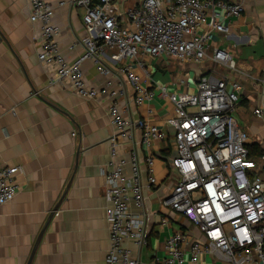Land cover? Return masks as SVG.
Wrapping results in <instances>:
<instances>
[{"label":"crops","instance_id":"crops-1","mask_svg":"<svg viewBox=\"0 0 264 264\" xmlns=\"http://www.w3.org/2000/svg\"><path fill=\"white\" fill-rule=\"evenodd\" d=\"M45 1L54 8L58 51L70 63L84 51L83 8L72 0L60 6L57 0ZM227 1L241 2L243 11L231 17L227 33H213L211 44L234 57L236 70L210 60L192 64L163 54H139L140 63L134 60L131 66L141 84L156 93L152 99L136 104L134 90L125 82L124 94L116 98L125 108L123 114L131 122L136 143L141 133L135 124L139 119L152 118L166 132L153 142L157 185L147 184V168L140 158L147 241L138 246L131 239L125 240L140 264L164 258V241L176 229L202 238L182 214L161 204L175 176L167 159L172 129L165 123L172 113V103L158 93L157 85L192 91L196 78L204 73L238 79L242 91L234 116L247 131L248 144H257L260 155L264 154V113H253L254 107L264 103V0ZM131 2L134 5L136 0H112V5L123 9L132 6ZM40 42L39 23L29 18L28 0H0V167H18L14 175L16 193L0 205V264H27L43 225L28 264H105L109 236L103 169L109 159L108 138L113 130L107 107L114 99L108 93L82 97L67 83L51 82V71L37 58ZM111 53L103 48V63L120 65ZM81 71L85 82L94 88L110 90L118 85L115 71L102 74L91 59L83 60ZM130 145L124 139L120 153L127 154ZM137 151L141 157L145 153L140 142ZM255 171L264 174V162ZM124 173L130 174L128 164ZM129 210L142 217L143 209L130 204ZM188 257L186 254L182 264H230L206 252H201L195 262Z\"/></svg>","mask_w":264,"mask_h":264},{"label":"built area","instance_id":"built-area-1","mask_svg":"<svg viewBox=\"0 0 264 264\" xmlns=\"http://www.w3.org/2000/svg\"><path fill=\"white\" fill-rule=\"evenodd\" d=\"M28 2L29 18L40 28L37 58L51 71V82L67 83L82 97L108 93L114 99L107 107L113 130L108 138L109 159L103 169L109 236L105 264H140L125 246L126 239L138 246L147 241L140 158L147 168V184L157 185L153 142L166 136V132L152 118L137 120L135 124L141 128L137 143L145 150L141 157L131 122L116 98L124 94L125 82L132 86L136 104L152 99L156 93L141 84L131 66V61L139 62V54H163L192 64L210 60L236 70L234 57L226 49L212 45L211 40L215 32H228L231 17L239 16L243 5L227 0H136L134 5L119 9L112 0H72L83 8L86 35L82 38V55L69 63L58 51L59 28L53 22V6L45 0ZM64 3L57 0L59 6ZM104 47L112 50L110 57L120 65L103 63ZM85 59L95 62L102 74L115 71L118 85L110 90L88 85L81 71ZM167 88L157 85L158 93L172 103V113L165 123L172 129L167 159L175 182L162 196L161 204L182 214L202 233V238L176 229L164 241L165 257L151 259L147 264H182L186 254L190 262H195L201 252L230 264H264V174L255 171L264 162V154L258 159L249 156V135L233 113L240 100L241 82L204 73L196 78L192 91ZM253 113L261 116L264 103L254 107ZM124 139L131 143L127 154L119 151ZM127 164L129 175L124 173ZM17 171V166L0 167V205L14 197ZM130 204L143 209L142 217L130 212Z\"/></svg>","mask_w":264,"mask_h":264},{"label":"trees","instance_id":"trees-1","mask_svg":"<svg viewBox=\"0 0 264 264\" xmlns=\"http://www.w3.org/2000/svg\"><path fill=\"white\" fill-rule=\"evenodd\" d=\"M130 5H132V2L130 3ZM247 146V149H248V153H249V156L252 157V158H255L256 156L260 155V149L259 147L257 146V144L255 143H249L246 145ZM250 172V175H253L254 172L253 171H249Z\"/></svg>","mask_w":264,"mask_h":264},{"label":"water","instance_id":"water-1","mask_svg":"<svg viewBox=\"0 0 264 264\" xmlns=\"http://www.w3.org/2000/svg\"><path fill=\"white\" fill-rule=\"evenodd\" d=\"M44 227H45V226L43 225L42 228L40 229V231L38 232V235H37L36 241H35L34 246H33V248H32V251H31V254H30L29 259H28V261H27V264H28L29 261H30L31 255L33 254V251H34V248H35V245H36L37 241L39 240V238H40V236H41V234H42V232H43Z\"/></svg>","mask_w":264,"mask_h":264}]
</instances>
